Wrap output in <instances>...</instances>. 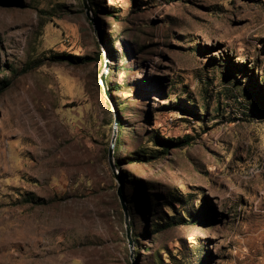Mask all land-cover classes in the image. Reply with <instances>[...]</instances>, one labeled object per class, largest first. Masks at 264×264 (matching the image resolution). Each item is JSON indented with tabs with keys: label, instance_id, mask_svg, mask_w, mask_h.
<instances>
[{
	"label": "rangeland",
	"instance_id": "374dc122",
	"mask_svg": "<svg viewBox=\"0 0 264 264\" xmlns=\"http://www.w3.org/2000/svg\"><path fill=\"white\" fill-rule=\"evenodd\" d=\"M86 5L0 0V264H264V0Z\"/></svg>",
	"mask_w": 264,
	"mask_h": 264
},
{
	"label": "water",
	"instance_id": "95a60500",
	"mask_svg": "<svg viewBox=\"0 0 264 264\" xmlns=\"http://www.w3.org/2000/svg\"><path fill=\"white\" fill-rule=\"evenodd\" d=\"M82 6H83V9L85 10L86 16L88 17L89 16V12H88V7L86 5V0H82ZM105 63H106V67H107V60L106 59H105ZM104 74L105 73H103L100 76V83H101L103 89L106 90ZM117 125H118V121H117V118L115 116L114 117V121H113L112 136H111L110 144H109L108 151H107V159H108L109 167L113 170V177L118 183V188H117V191H116V195H117V198H118L119 203H120L121 210H122L123 215H124L125 236H126V239H127L128 243H129V246H130L131 245V241H130V233L131 232H130L129 222L127 220L126 204H125V200H124V198L122 196V188L120 186L119 177H118V175H115V172H114L115 165L113 163V154H114V150L113 149H114V144H115V140H116V136H117V132H116L117 131Z\"/></svg>",
	"mask_w": 264,
	"mask_h": 264
},
{
	"label": "trees",
	"instance_id": "16d2710c",
	"mask_svg": "<svg viewBox=\"0 0 264 264\" xmlns=\"http://www.w3.org/2000/svg\"><path fill=\"white\" fill-rule=\"evenodd\" d=\"M75 60H76V59H75ZM8 85H9V84L6 83L5 86H2V87L0 88V92H2V91H3ZM119 126H120V124L117 125V127H119Z\"/></svg>",
	"mask_w": 264,
	"mask_h": 264
}]
</instances>
